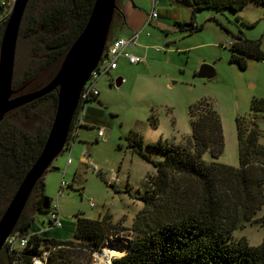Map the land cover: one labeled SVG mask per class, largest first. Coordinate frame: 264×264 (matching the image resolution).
I'll return each instance as SVG.
<instances>
[{"label":"rangeland","instance_id":"1","mask_svg":"<svg viewBox=\"0 0 264 264\" xmlns=\"http://www.w3.org/2000/svg\"><path fill=\"white\" fill-rule=\"evenodd\" d=\"M126 1L134 14L133 24L137 29H130L117 18L108 44L110 39L130 40L140 33L137 46L128 52L146 63L134 66L120 59L117 71L99 78L95 87L101 105L97 102L87 105L83 125L78 123L70 145L44 175L46 197L58 204L63 228L49 229V214H35L32 200L26 210L27 218L33 219L29 234H39L43 239L58 242H76L78 216L98 220L105 214L111 215L122 233L119 237H111L104 250L116 249L123 255L113 257L109 264L128 254L131 227L144 207L140 197L149 191V180L156 175L153 164L140 155V147L152 161H163L162 152L150 149L149 144H185L192 134L190 108L208 100L221 117L225 146L217 160L209 153L203 160L208 164L216 162L238 168L236 121L251 117L254 100H264V60L247 58L248 68L243 71L231 63L230 51V45L241 32L248 40H261L264 52V6L250 4L238 13L203 11L195 21L198 25L204 24V29L188 36L180 31L179 23L192 21L191 8L174 0H157L160 19L145 28L154 0H117L120 6ZM10 11L11 8L5 13L0 9V19L9 18ZM31 41L25 37L18 40L14 70V79L18 82L24 80L33 64L38 63L34 60ZM103 65L107 67L106 62ZM204 65L215 70L214 79L196 77ZM51 74L43 75L46 77L40 82H47ZM92 109L99 110L97 123L90 122ZM29 114L38 117V121L33 117L29 123L32 116L28 118L25 112H17L8 117V123L24 127L29 134H35L40 128L48 130L55 115L52 100L33 108ZM259 129L264 145V121L259 122ZM100 130L108 136L100 138ZM135 140L140 144H135ZM95 168L100 173H96ZM32 198L36 200V196ZM263 217L264 205L255 218ZM241 239H246L251 247L260 246L264 241V226L247 224L239 228L233 234V241ZM2 256L0 264H9L8 256ZM96 260L97 257L92 256L90 264H97Z\"/></svg>","mask_w":264,"mask_h":264},{"label":"trees","instance_id":"2","mask_svg":"<svg viewBox=\"0 0 264 264\" xmlns=\"http://www.w3.org/2000/svg\"><path fill=\"white\" fill-rule=\"evenodd\" d=\"M10 1L0 0L1 11L10 10ZM174 1L192 9V21L179 23L180 31L188 36L204 29V24L198 25L195 21L203 11L238 13L251 3L264 6V0ZM95 2L30 0L19 38L32 39L34 60L38 63L27 70L24 80L13 79V89L18 94L35 92L52 81L70 48L85 30ZM117 18L126 24L125 13L118 2L114 25ZM7 21L8 17L0 19V45ZM117 39H110L106 51ZM235 39L230 46L231 63L245 71L247 58L264 60L261 40H248L241 32ZM48 72L52 74L47 82H40ZM99 95L90 97L79 106L68 146L80 112L87 109L89 103L101 105ZM47 100H52L56 112L58 93L53 92L13 113L25 112L29 118L32 109ZM95 112L99 113V110ZM189 114L192 134L185 144H149L150 149L162 152L163 161H152L140 147V155L153 164L156 175L149 180V191L140 197L144 207L131 227L130 251L114 264H264V241L258 247H251L246 239L233 241L234 232L247 224L264 226V217L255 218L264 205V145L261 144L263 133L259 129V122L264 121V100H254L251 117L236 121L238 168L216 162L208 164L203 160L207 153L217 160L225 146L222 120L213 104L208 100L200 101L190 108ZM8 117L0 124V219L41 155L51 129L40 128L35 134H29L24 127L9 124ZM33 117L35 115L29 123ZM33 120L38 121V117ZM153 124L156 125L155 121ZM138 143L135 140V144ZM35 196L34 201L32 197ZM31 198L28 204L32 200L35 214H49L44 206H51L52 200L46 197L43 178ZM27 206L13 235L30 240L28 246L19 252L11 254L6 247L3 249L0 260L6 254L9 264H34V260L42 258L47 251H51L47 264H90L92 256L103 251L111 237H119L122 233L120 225L114 224L109 214L98 220L78 216L76 242L46 240L39 234H29L33 219L27 218Z\"/></svg>","mask_w":264,"mask_h":264},{"label":"water","instance_id":"3","mask_svg":"<svg viewBox=\"0 0 264 264\" xmlns=\"http://www.w3.org/2000/svg\"><path fill=\"white\" fill-rule=\"evenodd\" d=\"M29 3L30 0H15L1 38L0 124L14 111L53 92L58 93V104L41 155L26 175L5 214L0 219V255L7 240L13 235L35 187L67 147L71 126L82 94L103 61L117 8V0H96L85 30L70 48L60 70L52 81L35 92L18 94L13 89L16 52L20 29ZM196 77L211 80L216 77V72L211 66L204 65ZM107 136L106 133L105 138ZM53 170L59 171V169ZM48 209V206H44L45 211ZM130 248L129 242L127 253ZM102 253L103 251H99L97 254L101 255Z\"/></svg>","mask_w":264,"mask_h":264},{"label":"built area","instance_id":"4","mask_svg":"<svg viewBox=\"0 0 264 264\" xmlns=\"http://www.w3.org/2000/svg\"><path fill=\"white\" fill-rule=\"evenodd\" d=\"M14 2H15V0H11L9 2L8 5L10 6V8L13 7ZM157 5H158V3L156 2V0H154V7L152 9L151 14L148 16V20H147V23L145 25V28L147 26L152 25L153 23H155L158 20L159 12L157 10ZM139 37H140V33H137L130 40L118 38L117 40H115L114 42H112L110 44L107 51L105 52L106 55L104 54V56H106L105 60L101 62L98 69L93 74L90 82L85 87V90L82 94L79 106L81 104L83 106L84 101L89 99L90 97H93V96L96 97L99 95V92L95 87V84L97 83L100 76H103V75L110 73L111 71H115L117 69V64H118L119 59L125 58L126 60H128V62L131 65H134V66L144 64L146 62V60H144L140 57L134 56L128 52V49L133 48L134 46H137V42L139 40ZM105 62L107 63V67H103L104 66L103 63H105ZM85 110L86 109L84 108L83 111H81L79 114V120H78L79 125H83L82 118L85 116ZM104 135H105L104 130H100L99 137L102 138V137H104ZM69 163H70V161H69ZM94 171L96 173H100L98 168H95ZM62 185L64 186V183ZM48 211H49V224H50L49 229H51V228H58V229L63 228V223L61 220V211H60L58 204H55L52 202L51 206H49ZM29 240H30L29 238L19 237L18 235H12L7 240L5 247L7 248V250L9 252H11V254H13L15 252H19V251L25 249L28 246ZM50 254H51V251L45 252L42 258H36L34 260V264H47V261H48Z\"/></svg>","mask_w":264,"mask_h":264},{"label":"crops","instance_id":"5","mask_svg":"<svg viewBox=\"0 0 264 264\" xmlns=\"http://www.w3.org/2000/svg\"><path fill=\"white\" fill-rule=\"evenodd\" d=\"M250 5V4H249ZM251 5H255L254 3H251ZM129 6H130V4H129V2L128 1H126V2H123L122 3V8H123V11H124V13H125V16H126V25L127 26H129V28L130 29H137L135 26H134V24H133V22L135 21V19L133 18V16H134V14L131 12V10L129 9ZM255 6H257V5H255ZM258 7V6H257ZM246 9V8H245ZM244 10V9H243ZM161 13L159 12V18L158 19H160V15ZM171 17L172 16H174V15H170ZM178 22H180V20H179V18H178ZM139 24L140 23H142V21L141 22H138ZM181 24H184L185 22H180ZM189 23V22H188ZM142 35H140V37H141ZM140 37H139V39H140ZM115 39H117V38H115ZM139 41V40H138ZM146 63V62H145ZM144 63V64H145ZM130 64V63H129ZM144 64H142V65H144ZM117 70H118V68H117ZM116 70V71H117ZM90 118H91V120H90V122L91 123H97L99 120H100V114L99 113H97V112H95V110H93L92 111V113H91V116H90ZM86 124V123H85ZM106 135V134H105Z\"/></svg>","mask_w":264,"mask_h":264},{"label":"bare ground","instance_id":"6","mask_svg":"<svg viewBox=\"0 0 264 264\" xmlns=\"http://www.w3.org/2000/svg\"><path fill=\"white\" fill-rule=\"evenodd\" d=\"M95 254V257H97L96 263L97 264H109L113 260V257H120L122 256L121 251H117L116 249L107 248L103 251L101 255Z\"/></svg>","mask_w":264,"mask_h":264}]
</instances>
